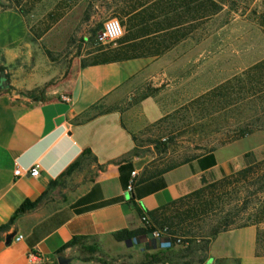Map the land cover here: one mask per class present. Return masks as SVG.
<instances>
[{"label": "crops", "instance_id": "1", "mask_svg": "<svg viewBox=\"0 0 264 264\" xmlns=\"http://www.w3.org/2000/svg\"><path fill=\"white\" fill-rule=\"evenodd\" d=\"M27 36L19 12L0 10V66L8 69L20 62ZM154 65L150 58H139L79 67L41 103L18 102L0 92V228L26 202L36 204L0 232V264H28L30 253L42 256L45 264H57L60 256L70 259L69 264H104L83 256L81 246L72 243L77 237L86 238L84 245L96 241L101 250L115 255L132 253V241L146 253L164 252L157 241L149 248L147 241L117 242L113 234L142 227L135 207L153 211L242 169L245 154L264 152L261 141L246 148L245 138L139 181L143 167L132 157L133 136L121 111L107 105ZM149 100L140 102L142 114ZM59 118L63 121L56 124ZM78 160L75 171L51 185ZM34 166L39 167L37 177H15L17 167ZM133 172L137 177L128 194L133 203H127ZM258 233L257 226L219 233L207 242L203 264H264V255H256Z\"/></svg>", "mask_w": 264, "mask_h": 264}, {"label": "rangeland", "instance_id": "2", "mask_svg": "<svg viewBox=\"0 0 264 264\" xmlns=\"http://www.w3.org/2000/svg\"><path fill=\"white\" fill-rule=\"evenodd\" d=\"M18 1L12 8L23 13L27 46L15 67L0 66L4 78L0 92L18 102L48 101L51 92L64 87L79 67L96 60L98 49L116 48L117 41L105 46L96 43L107 20H118L125 33L122 11L127 0ZM254 5L259 13L264 12V0ZM250 11L233 13L225 7L170 51L150 58L154 67L108 103V108L123 114L124 125L134 138L132 157L143 171L161 170L210 148L219 150L240 141L235 140L237 129L247 125L260 129L245 137L249 138L246 148L259 141L264 144V25ZM256 65L260 67L248 74ZM147 98L153 101L144 104L142 114L140 102ZM252 154L251 159L259 164L256 176L233 180L215 191L212 205L196 209L197 216L182 227L155 229L185 242L162 249L161 240L152 236L167 252L166 264H203L202 250L214 226L223 219L241 225L253 218L264 200L259 190L264 184V152ZM255 226L264 240V223ZM88 243L85 247L94 251L82 255L104 264H152L158 253H146L135 241L127 255L107 253L96 241Z\"/></svg>", "mask_w": 264, "mask_h": 264}, {"label": "trees", "instance_id": "3", "mask_svg": "<svg viewBox=\"0 0 264 264\" xmlns=\"http://www.w3.org/2000/svg\"><path fill=\"white\" fill-rule=\"evenodd\" d=\"M3 1L4 2H1L0 0V5L3 6V10L13 9V6L17 7L19 5L18 0ZM126 3L125 9L122 11V16L126 19L125 33L124 36L117 41V47L111 50H104L103 48L98 49L96 51V60L89 64H83L81 67L86 65L116 63L139 58L160 57L174 48L178 43L185 40L190 33L196 30L197 26L221 13L225 7H227L230 12H241L243 14L247 12L248 9H251V14L258 19L261 25H264V12H258L257 7L254 5L256 0H134V2L133 0H127ZM19 13L21 15L23 14L20 11ZM258 67L260 66L256 65L250 68L247 73H252L258 69ZM3 82L4 78L0 77V89L2 88ZM259 129V127L248 125L239 128L237 129L235 140L244 139ZM214 151H216V148H210L201 155L213 153ZM201 155L186 158L179 163L171 164L161 170H145L142 172L139 181L160 176L180 165L189 163ZM244 158V168L221 180L205 184L188 196L149 212H143L135 207L137 216L142 222V227L133 231L123 230L117 232L113 234L114 240L117 242H125L127 240L147 241V247L152 248L153 241L156 240L153 237L149 238V234L154 233L156 228H167L171 231L173 228L182 227V224L187 220L197 216L196 209L207 208L212 205L213 193L215 191L224 188L226 184L233 180L236 182L246 181L248 177L256 176V169L259 164L251 159L253 158V154L247 153L244 155ZM79 164V160L73 163L61 174L59 179L52 182L51 185H56L60 180L69 176L79 167ZM259 190H263L264 192V184H262ZM126 202L133 203L131 198H128ZM35 206V203L26 202L14 214L9 223L0 228V232L11 225L19 215L33 209ZM183 208L186 210L180 212L179 210ZM169 213H171V216H168ZM260 223H264V200L259 203L253 218L249 219L248 222L244 224L236 225V223L230 219H223L220 221L211 230L210 239L221 232L246 226H255ZM172 232L174 233V231ZM258 236L256 255L261 256L264 255V240H262L259 233ZM166 239L167 237L160 238L161 241ZM85 241H87L86 238L77 237L72 240V243L73 245H80L83 251L93 252L94 250L92 248L85 247ZM183 243L185 242L183 241ZM166 256L167 252L165 251L156 253L152 258L155 260L154 263L164 264ZM83 260L86 261L90 259L83 258Z\"/></svg>", "mask_w": 264, "mask_h": 264}, {"label": "built area", "instance_id": "4", "mask_svg": "<svg viewBox=\"0 0 264 264\" xmlns=\"http://www.w3.org/2000/svg\"><path fill=\"white\" fill-rule=\"evenodd\" d=\"M122 36H123V30L118 20L110 19V20H107L103 24L102 29L97 34L96 43L99 45H103V46L113 44L116 41H118ZM63 100L69 101L67 97H64ZM14 175L15 177H24L27 175H29L30 177H37L39 175V167L34 166L30 168L29 170L23 167H17L14 171ZM136 177H137L136 172H133L131 174V179L126 187L127 194L131 193L133 186L135 184V181H136ZM152 236L157 240H160L161 237H167L166 240L161 242L162 249H167L172 246L177 247L183 243V240L181 238L172 237L168 235L164 236V234L160 232H154L152 233ZM21 239H22V236H18L16 238V241H20ZM27 261H28V264H45L44 258L34 253L28 254Z\"/></svg>", "mask_w": 264, "mask_h": 264}, {"label": "water", "instance_id": "5", "mask_svg": "<svg viewBox=\"0 0 264 264\" xmlns=\"http://www.w3.org/2000/svg\"><path fill=\"white\" fill-rule=\"evenodd\" d=\"M0 87H1V84H0ZM62 121H63V118H59L58 120H56V124H59ZM125 197L128 198L129 195L126 194ZM14 236H15V233H12V234L6 236L5 244L9 245L11 243V241H12ZM149 237H152V234H149ZM126 243L131 244L130 241H127ZM69 262H70V259H68V258H64V257H61V256L57 258V264H69Z\"/></svg>", "mask_w": 264, "mask_h": 264}]
</instances>
